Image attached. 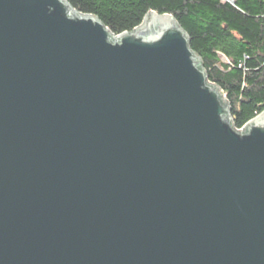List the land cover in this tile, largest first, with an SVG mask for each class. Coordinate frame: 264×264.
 Returning a JSON list of instances; mask_svg holds the SVG:
<instances>
[{"label": "water", "instance_id": "water-1", "mask_svg": "<svg viewBox=\"0 0 264 264\" xmlns=\"http://www.w3.org/2000/svg\"><path fill=\"white\" fill-rule=\"evenodd\" d=\"M0 264H264V111L171 15L0 0Z\"/></svg>", "mask_w": 264, "mask_h": 264}, {"label": "trees", "instance_id": "trees-1", "mask_svg": "<svg viewBox=\"0 0 264 264\" xmlns=\"http://www.w3.org/2000/svg\"><path fill=\"white\" fill-rule=\"evenodd\" d=\"M120 35L149 12L173 16L188 33L209 80L231 106L235 128L264 111V0H66Z\"/></svg>", "mask_w": 264, "mask_h": 264}, {"label": "rangeland", "instance_id": "rangeland-1", "mask_svg": "<svg viewBox=\"0 0 264 264\" xmlns=\"http://www.w3.org/2000/svg\"><path fill=\"white\" fill-rule=\"evenodd\" d=\"M229 1H231V0H229Z\"/></svg>", "mask_w": 264, "mask_h": 264}]
</instances>
